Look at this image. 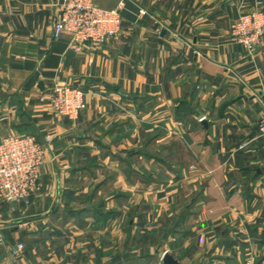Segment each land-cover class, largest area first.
Listing matches in <instances>:
<instances>
[{
    "label": "crops",
    "instance_id": "1",
    "mask_svg": "<svg viewBox=\"0 0 264 264\" xmlns=\"http://www.w3.org/2000/svg\"><path fill=\"white\" fill-rule=\"evenodd\" d=\"M92 1L109 10L120 0ZM58 3L0 0V141L53 139L27 212L39 223L16 226L26 212L0 210V264H52V257L72 264L73 241L49 260L37 255L48 232L42 219L64 213V227L50 230L81 231L74 199L110 169L136 168L140 130L153 148L172 150L182 170L175 199L182 200V261L168 255L178 264H264V137L256 129L264 116V42L248 53L229 35L239 15L258 4L264 10V0H126L119 35L79 52L67 38H53ZM57 84L85 95L75 122L55 117L47 104ZM126 195L136 218L138 196ZM24 241L23 255L11 256Z\"/></svg>",
    "mask_w": 264,
    "mask_h": 264
},
{
    "label": "rangeland",
    "instance_id": "2",
    "mask_svg": "<svg viewBox=\"0 0 264 264\" xmlns=\"http://www.w3.org/2000/svg\"><path fill=\"white\" fill-rule=\"evenodd\" d=\"M136 142H138L139 163L136 164L133 160L134 166L136 165L133 171L130 172L129 168L118 169L117 172L110 169L101 176L100 184L96 182L86 187L89 188V192H84L85 194L74 199L73 222L74 226L81 231L75 230V235L67 233L57 235L50 230L52 227H64L66 224L64 213L61 214L60 219L57 217L42 219L44 224H41L47 227L48 232L38 242L40 244L36 253L39 257L49 260L50 255H54L52 253L64 252L60 244L73 241L74 248L69 250L72 255H75L74 258L72 257V264H97L99 257H101V263L106 262V264H162L161 258L165 252L171 254L176 260L182 261V200L181 202L175 200L179 196V185L176 179H182V170L176 169L179 167V160L170 149L153 148L151 138L141 130ZM124 160L129 158L124 156ZM119 171L122 172L121 175H118ZM119 176L122 177V182L118 180ZM120 183L122 186L119 187ZM131 183L136 185L131 186ZM130 193H133L135 197L138 196L136 218L131 216L127 199L124 198ZM48 203L49 210H52L55 206ZM120 203L121 205L116 206ZM17 206L26 213L19 217L16 226L26 227L29 222L34 225L39 223L37 222L39 217L27 215L31 200L29 206ZM119 209H122L124 213H120ZM186 222L188 223L186 225H189L190 220ZM170 237L177 239V242L169 241ZM27 241L23 243L24 249L21 255L25 251ZM98 245L101 249H98ZM136 246L139 248V263L133 255ZM155 250L158 252L154 257L149 258V261H142V257L150 252L154 253ZM51 259H53L52 264L62 262L53 257ZM62 263H65L64 260Z\"/></svg>",
    "mask_w": 264,
    "mask_h": 264
},
{
    "label": "built area",
    "instance_id": "3",
    "mask_svg": "<svg viewBox=\"0 0 264 264\" xmlns=\"http://www.w3.org/2000/svg\"><path fill=\"white\" fill-rule=\"evenodd\" d=\"M125 1L120 0L115 8L106 10L92 0H59L58 15L52 26L53 38H67L74 52H79L84 45H103L119 35ZM229 35L234 44L248 53L256 52L264 42V10L260 5L239 15L231 24ZM47 104L55 117L71 122L86 108L84 93L64 84L50 89ZM256 129L264 137V116L258 120ZM52 140L50 135L43 139L35 135H10L1 139L0 210L5 205L29 206L32 193L39 187L40 170ZM23 249L19 243L10 254L18 257Z\"/></svg>",
    "mask_w": 264,
    "mask_h": 264
},
{
    "label": "water",
    "instance_id": "4",
    "mask_svg": "<svg viewBox=\"0 0 264 264\" xmlns=\"http://www.w3.org/2000/svg\"><path fill=\"white\" fill-rule=\"evenodd\" d=\"M39 89H42V85L39 84ZM162 264H178L176 260L173 259L172 256L165 254L162 258Z\"/></svg>",
    "mask_w": 264,
    "mask_h": 264
}]
</instances>
